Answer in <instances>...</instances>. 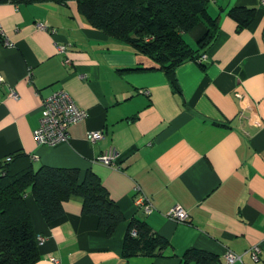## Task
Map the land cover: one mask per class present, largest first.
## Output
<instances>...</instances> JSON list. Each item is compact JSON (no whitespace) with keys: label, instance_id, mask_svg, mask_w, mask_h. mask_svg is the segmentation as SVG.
Returning <instances> with one entry per match:
<instances>
[{"label":"crops","instance_id":"0c3cea01","mask_svg":"<svg viewBox=\"0 0 264 264\" xmlns=\"http://www.w3.org/2000/svg\"><path fill=\"white\" fill-rule=\"evenodd\" d=\"M235 7L253 9L247 25L228 14ZM207 13L215 39L202 62L175 68L174 88L146 55L93 27L76 0H0V160L23 154L32 170L73 168L78 182L92 174L122 216L107 233L72 196L61 216L45 221L27 192L31 230L44 238L34 264H182L192 249L220 264L228 251L240 257L232 264H264V5L208 0ZM205 32L197 24L183 39L195 49ZM57 90L88 115L69 127L66 142L39 145L41 104ZM95 130L103 137L91 143ZM109 146L119 168L96 161ZM140 195L151 212L136 205ZM173 206L187 212L184 222L166 215ZM134 219L165 239L160 252L147 254L141 243L124 254Z\"/></svg>","mask_w":264,"mask_h":264},{"label":"trees","instance_id":"16d2710c","mask_svg":"<svg viewBox=\"0 0 264 264\" xmlns=\"http://www.w3.org/2000/svg\"><path fill=\"white\" fill-rule=\"evenodd\" d=\"M76 1L93 27L146 55L153 64L150 69L163 71L174 88L175 68L189 60L202 62V54L218 29L216 19L207 13L208 0ZM228 14L244 26L251 21L253 9L235 7ZM197 24H203L206 32L194 49L186 44L183 34ZM27 192L45 221L61 216L63 202L72 196L81 198L83 213L96 215L98 227L107 233L122 219L117 205L92 174L78 182L76 169L40 166L32 170L26 155H13L10 161L0 160V264H34L38 260L36 237L24 202ZM141 243L147 254L158 253L166 245L145 222L131 220L124 237V254L132 255ZM190 263L220 264L213 254L197 249L184 254L182 264Z\"/></svg>","mask_w":264,"mask_h":264},{"label":"built area","instance_id":"2783aa9c","mask_svg":"<svg viewBox=\"0 0 264 264\" xmlns=\"http://www.w3.org/2000/svg\"><path fill=\"white\" fill-rule=\"evenodd\" d=\"M260 3L264 5V0H260ZM37 27L39 29H45L46 26L38 23ZM3 31L0 26V36L2 37ZM5 44H10L7 39H4ZM58 49L60 52L64 51V46L59 45ZM204 56H202L203 58ZM202 58L200 59L202 61ZM4 81L3 76L0 75V83ZM13 91L10 95H13ZM88 112L78 107L73 100L70 98L67 92L64 90H57L53 92L48 97L44 98L41 104V112L39 118V124L37 128L33 131V137L37 144L54 146L68 140V129L71 125L85 119ZM103 137L101 130L90 131L87 134V140L91 143ZM119 153L114 146L107 147L100 155L96 157V161L104 166L111 168H119L117 164V157ZM6 161L11 160V156L4 158ZM136 205L143 207L144 211L147 213L151 212L152 206L146 198L142 195L135 197ZM169 218L177 221L184 222L187 218V212L180 206H173L170 208L166 214ZM135 234V231H132ZM43 237L37 236L36 240L39 242L43 241ZM251 258L253 260L258 259L260 253V247L257 245L252 246L249 249ZM239 255L232 252L225 253V264H232L239 260ZM55 263L59 264L57 261Z\"/></svg>","mask_w":264,"mask_h":264}]
</instances>
